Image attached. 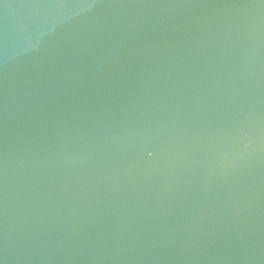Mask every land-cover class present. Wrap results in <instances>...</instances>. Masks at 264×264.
Segmentation results:
<instances>
[{"label": "water", "instance_id": "1", "mask_svg": "<svg viewBox=\"0 0 264 264\" xmlns=\"http://www.w3.org/2000/svg\"><path fill=\"white\" fill-rule=\"evenodd\" d=\"M0 264H264V0H0Z\"/></svg>", "mask_w": 264, "mask_h": 264}]
</instances>
